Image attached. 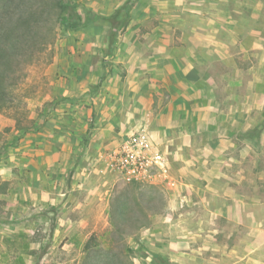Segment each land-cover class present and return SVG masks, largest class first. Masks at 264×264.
I'll use <instances>...</instances> for the list:
<instances>
[{
  "label": "crops",
  "instance_id": "1",
  "mask_svg": "<svg viewBox=\"0 0 264 264\" xmlns=\"http://www.w3.org/2000/svg\"><path fill=\"white\" fill-rule=\"evenodd\" d=\"M72 2L79 19L57 60L53 106L10 151L11 167L52 206L86 191L88 205H97L130 185L111 182L105 154L144 131L171 165L175 186L160 187L172 191L173 204L188 205L184 192L195 195L208 216H189L214 225L209 239L223 234L220 222L232 228L227 239L249 222L241 256L226 263L264 264V219L241 211L264 206L250 199L242 177L250 146L264 145V0ZM118 12L114 23L128 18L111 42L109 20Z\"/></svg>",
  "mask_w": 264,
  "mask_h": 264
},
{
  "label": "rangeland",
  "instance_id": "2",
  "mask_svg": "<svg viewBox=\"0 0 264 264\" xmlns=\"http://www.w3.org/2000/svg\"><path fill=\"white\" fill-rule=\"evenodd\" d=\"M53 1L0 0V27L14 22L32 6L44 8L42 26L55 25L65 9L55 8ZM62 2L76 7L72 0ZM67 40V32L59 30L53 45L39 41L32 50L20 49L14 72L6 73L10 107L0 112V151L16 135L18 126L37 122L53 106L48 99L50 87L56 81L57 60L65 55ZM250 147L243 181L249 185L250 199H264V145ZM16 170L9 157L5 163L0 160V185L7 184L0 186V264H227L241 256V231L249 222L243 227L235 225L232 239L226 238L232 228L220 222L216 226L223 234L209 239V231L215 227L189 216H208L190 192L183 194L188 205H178L172 203L169 187L121 184L119 193L97 205H88L86 191L75 194L69 205L59 206V199L54 203L58 206H52L49 197L33 190L26 176ZM108 174L111 182L120 183ZM238 192L247 193L245 189ZM241 211L261 222L264 219V206L250 204ZM200 229L202 233H198ZM198 234L201 238L194 237ZM231 245L239 253L228 257L225 251ZM198 247L202 253L195 254Z\"/></svg>",
  "mask_w": 264,
  "mask_h": 264
},
{
  "label": "trees",
  "instance_id": "3",
  "mask_svg": "<svg viewBox=\"0 0 264 264\" xmlns=\"http://www.w3.org/2000/svg\"><path fill=\"white\" fill-rule=\"evenodd\" d=\"M52 4L55 8L65 9L64 14L56 18L55 25L47 28L42 26L41 23L42 16L44 15V8L42 7L37 9L35 6H32L26 12V14L19 17L14 22H7L0 27V112L4 111L3 109H5L7 106L10 107V100L7 101L9 92L8 86L6 85V73L14 72V67L17 65V56L20 53V49H22L23 47L24 49L32 50L36 47V45L39 44V41H41L42 45H53L55 39L57 38L59 30L67 32L75 29V22L78 21L77 19L79 18L77 17V15H75V9L70 7V2L54 0ZM119 13L121 12H118L109 20L113 25V28L115 29L111 31L109 35V41L111 42L115 41L117 32L125 27L128 18V13L126 12L122 15V18L118 21V23H114L116 18L120 16ZM56 26H59L60 28L57 29ZM9 44H12V46H10ZM13 109L16 112V109ZM48 113L49 109L39 119H45ZM15 115L16 114H14V116ZM37 122H32V124L26 122L24 126L17 127L16 135L12 136L9 142H7L5 148L0 151V160H2V162L5 163V161L8 160V154L10 153V151H13L18 147L21 139H23L26 134L32 133L37 129ZM263 127L261 126V129ZM260 131L261 130L259 127L254 128L247 133V136L252 138L255 135H259ZM0 186L6 187L7 184L6 182H3Z\"/></svg>",
  "mask_w": 264,
  "mask_h": 264
},
{
  "label": "built area",
  "instance_id": "4",
  "mask_svg": "<svg viewBox=\"0 0 264 264\" xmlns=\"http://www.w3.org/2000/svg\"><path fill=\"white\" fill-rule=\"evenodd\" d=\"M104 158L108 172L120 183L175 186L167 156L150 145L144 131L123 139Z\"/></svg>",
  "mask_w": 264,
  "mask_h": 264
}]
</instances>
